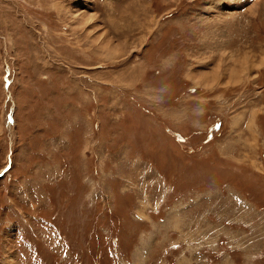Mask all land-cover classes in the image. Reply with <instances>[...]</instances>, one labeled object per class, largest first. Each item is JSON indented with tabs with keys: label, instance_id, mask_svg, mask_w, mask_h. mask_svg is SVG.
I'll list each match as a JSON object with an SVG mask.
<instances>
[{
	"label": "rangeland",
	"instance_id": "rangeland-1",
	"mask_svg": "<svg viewBox=\"0 0 264 264\" xmlns=\"http://www.w3.org/2000/svg\"><path fill=\"white\" fill-rule=\"evenodd\" d=\"M261 2L0 0V264H264Z\"/></svg>",
	"mask_w": 264,
	"mask_h": 264
},
{
	"label": "bare ground",
	"instance_id": "bare-ground-1",
	"mask_svg": "<svg viewBox=\"0 0 264 264\" xmlns=\"http://www.w3.org/2000/svg\"><path fill=\"white\" fill-rule=\"evenodd\" d=\"M258 1V0H257ZM260 1H262L261 3H263L264 2V0H260ZM264 4V3H263ZM221 5V4H220ZM263 6V5H262ZM252 7V6H251ZM232 9V8H231ZM231 13V12H230ZM229 13V14H230ZM226 14H228V13H226ZM198 83L200 82V81H197ZM202 82V81H201ZM142 213V212H141ZM145 216V215H144ZM7 263V262H6Z\"/></svg>",
	"mask_w": 264,
	"mask_h": 264
},
{
	"label": "trees",
	"instance_id": "trees-1",
	"mask_svg": "<svg viewBox=\"0 0 264 264\" xmlns=\"http://www.w3.org/2000/svg\"><path fill=\"white\" fill-rule=\"evenodd\" d=\"M53 220V219H52Z\"/></svg>",
	"mask_w": 264,
	"mask_h": 264
}]
</instances>
